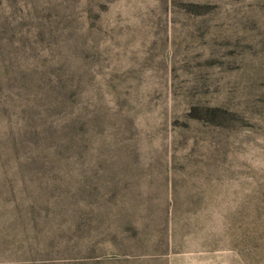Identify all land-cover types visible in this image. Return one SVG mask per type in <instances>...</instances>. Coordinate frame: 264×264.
<instances>
[{"label": "rangeland", "instance_id": "rangeland-1", "mask_svg": "<svg viewBox=\"0 0 264 264\" xmlns=\"http://www.w3.org/2000/svg\"><path fill=\"white\" fill-rule=\"evenodd\" d=\"M0 264H264V0H0Z\"/></svg>", "mask_w": 264, "mask_h": 264}]
</instances>
